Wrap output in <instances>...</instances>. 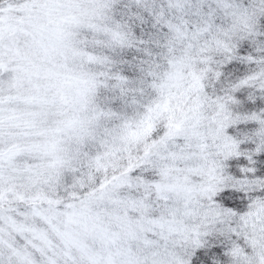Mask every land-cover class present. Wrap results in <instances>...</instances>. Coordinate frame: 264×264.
<instances>
[{
  "label": "snow or ice",
  "instance_id": "snow-or-ice-1",
  "mask_svg": "<svg viewBox=\"0 0 264 264\" xmlns=\"http://www.w3.org/2000/svg\"><path fill=\"white\" fill-rule=\"evenodd\" d=\"M0 264H264V0H0Z\"/></svg>",
  "mask_w": 264,
  "mask_h": 264
}]
</instances>
